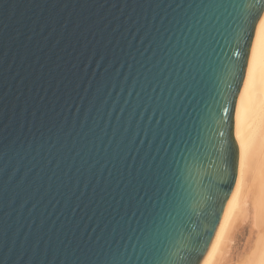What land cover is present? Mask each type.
Wrapping results in <instances>:
<instances>
[{
	"label": "water",
	"instance_id": "obj_1",
	"mask_svg": "<svg viewBox=\"0 0 264 264\" xmlns=\"http://www.w3.org/2000/svg\"><path fill=\"white\" fill-rule=\"evenodd\" d=\"M248 11L0 0V264L201 263L239 175Z\"/></svg>",
	"mask_w": 264,
	"mask_h": 264
},
{
	"label": "bare ground",
	"instance_id": "obj_2",
	"mask_svg": "<svg viewBox=\"0 0 264 264\" xmlns=\"http://www.w3.org/2000/svg\"><path fill=\"white\" fill-rule=\"evenodd\" d=\"M264 19V18H262ZM237 184L200 264H264V22L235 113ZM245 243H240L241 240Z\"/></svg>",
	"mask_w": 264,
	"mask_h": 264
},
{
	"label": "snow or ice",
	"instance_id": "obj_3",
	"mask_svg": "<svg viewBox=\"0 0 264 264\" xmlns=\"http://www.w3.org/2000/svg\"><path fill=\"white\" fill-rule=\"evenodd\" d=\"M264 11H261L259 19L262 22H264ZM255 17V15L251 12L248 11L243 17H242V21H241V26H240V30L237 34V36L235 37L237 40H241L244 39L245 34H249L250 33V39H251V33L255 30L256 25H257V21H258ZM235 55L239 56L240 53L236 52ZM233 76H235V72L232 73ZM191 207V206H189ZM191 211H194V207H191ZM198 240L199 237L197 236L195 239H189V241L187 242V244L185 245V247H188L190 245V250H189V254L191 252H195L197 250V244H198ZM177 255V253L175 254V256ZM186 257H180L181 260L185 259Z\"/></svg>",
	"mask_w": 264,
	"mask_h": 264
},
{
	"label": "rangeland",
	"instance_id": "obj_4",
	"mask_svg": "<svg viewBox=\"0 0 264 264\" xmlns=\"http://www.w3.org/2000/svg\"><path fill=\"white\" fill-rule=\"evenodd\" d=\"M241 244H242V246H243V244L245 243V240L243 239V240H241V242H240Z\"/></svg>",
	"mask_w": 264,
	"mask_h": 264
}]
</instances>
